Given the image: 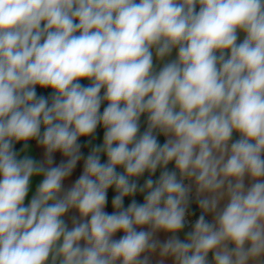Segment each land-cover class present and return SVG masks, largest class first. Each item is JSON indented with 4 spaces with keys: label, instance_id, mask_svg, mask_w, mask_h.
Returning a JSON list of instances; mask_svg holds the SVG:
<instances>
[{
    "label": "clouds",
    "instance_id": "1",
    "mask_svg": "<svg viewBox=\"0 0 264 264\" xmlns=\"http://www.w3.org/2000/svg\"><path fill=\"white\" fill-rule=\"evenodd\" d=\"M0 264H264V0H0Z\"/></svg>",
    "mask_w": 264,
    "mask_h": 264
},
{
    "label": "crops",
    "instance_id": "2",
    "mask_svg": "<svg viewBox=\"0 0 264 264\" xmlns=\"http://www.w3.org/2000/svg\"><path fill=\"white\" fill-rule=\"evenodd\" d=\"M242 38L243 37L241 36V39ZM175 56H176V50L174 49L172 55L170 57H168L167 59H169V60L174 59ZM154 63L156 64L157 69L160 66H162V62L156 61L155 58H154ZM80 82L82 84H84L85 86H87L90 83L87 80H82ZM103 91L104 90L102 89L101 90V95L103 94ZM37 92H38V94H42V95L48 96L51 93V89H40V88H37ZM106 106H107V102L102 104L101 111H103V108L106 107ZM146 119H147L146 115L141 117V120H140V131H141V133L146 130V127H147ZM103 133H104V129L102 127H98L97 133H96V135L94 137H81L80 138V140L78 142L82 146L81 147V152H82L84 158L87 157V155L90 153L91 148L93 146H98L99 144L102 143V141H103ZM233 139L234 140L238 139V136L234 135ZM89 140H91V143H88ZM158 140H159V142L162 145L165 142V137L163 135H160V136H158ZM28 144H29V147L25 151H20V149L23 148V143H19V144L15 145V150L20 152V157L22 158L23 156L28 155L31 158L35 159L37 162L43 161V159H44V150L41 147H38L36 145L35 141H29ZM66 159L67 158L64 157L61 153H59V152L55 153L54 154V164H53V166L59 165V163L61 161H66ZM101 162L102 163H106L107 162L106 155H104V154L101 155ZM83 164H84V159L82 158L80 161H78L77 166L73 170L72 175L64 181V188L65 189L70 188L72 186V184L74 183V181L82 174V172H83ZM169 169L170 170L172 169V165H169ZM117 171L118 172H123V169L122 168H118ZM158 176H159V170L157 171L156 176H154L153 179L158 178ZM147 177H148V174L145 173V176L142 177L139 180V183L143 184L144 180L147 179ZM42 179H43L42 175L34 176L31 179L29 193H28V196L26 197V200H25V204L26 205H27V203L30 202L32 196L35 194L36 188L39 185V183L42 181ZM116 194L117 193L115 192L114 188H110L108 190V193H107L108 203H107V206L105 208V211L108 212L109 214H111L114 211V209L112 208V205H111V201H112V199L114 198V196ZM132 199H136L138 203H143V195L138 193L135 197H125L124 206L127 207L131 203ZM193 205H195V204L193 203ZM74 215L78 216V213L75 212V210H72L68 214H66V216L64 217V219H65L66 223L68 224L69 228L72 227L71 217L74 216ZM193 221H194V219H193ZM122 235H123V233H117L114 238L115 239H119ZM159 238L163 241L164 239H166V234L160 233L159 234ZM181 238H183V234H181Z\"/></svg>",
    "mask_w": 264,
    "mask_h": 264
},
{
    "label": "trees",
    "instance_id": "3",
    "mask_svg": "<svg viewBox=\"0 0 264 264\" xmlns=\"http://www.w3.org/2000/svg\"><path fill=\"white\" fill-rule=\"evenodd\" d=\"M190 211H191V212H195V215H193L194 220H195L196 218H198L199 212L197 211V208H196L195 205L192 204Z\"/></svg>",
    "mask_w": 264,
    "mask_h": 264
},
{
    "label": "built area",
    "instance_id": "4",
    "mask_svg": "<svg viewBox=\"0 0 264 264\" xmlns=\"http://www.w3.org/2000/svg\"><path fill=\"white\" fill-rule=\"evenodd\" d=\"M189 219H190V222H193V220L191 219V217H189Z\"/></svg>",
    "mask_w": 264,
    "mask_h": 264
},
{
    "label": "rangeland",
    "instance_id": "5",
    "mask_svg": "<svg viewBox=\"0 0 264 264\" xmlns=\"http://www.w3.org/2000/svg\"><path fill=\"white\" fill-rule=\"evenodd\" d=\"M190 217H191L192 220L194 219L193 216H190Z\"/></svg>",
    "mask_w": 264,
    "mask_h": 264
}]
</instances>
